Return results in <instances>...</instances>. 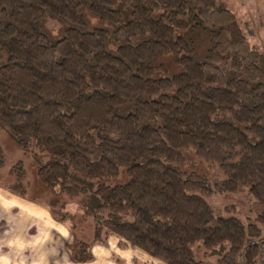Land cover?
Segmentation results:
<instances>
[{
	"label": "trees",
	"instance_id": "trees-1",
	"mask_svg": "<svg viewBox=\"0 0 264 264\" xmlns=\"http://www.w3.org/2000/svg\"><path fill=\"white\" fill-rule=\"evenodd\" d=\"M48 16L67 24L58 38ZM251 35L223 0H0V129L41 157L51 194L78 198L94 241L115 235L163 264H207L199 250L251 263L264 238V50ZM5 155L0 144L1 168ZM190 155L221 176L189 170ZM11 173L25 197L22 160ZM243 189L252 218L216 215L214 193ZM66 246L93 258L91 242Z\"/></svg>",
	"mask_w": 264,
	"mask_h": 264
},
{
	"label": "rangeland",
	"instance_id": "rangeland-1",
	"mask_svg": "<svg viewBox=\"0 0 264 264\" xmlns=\"http://www.w3.org/2000/svg\"><path fill=\"white\" fill-rule=\"evenodd\" d=\"M223 1L236 14L243 28H246L252 34L250 37L251 44L264 50V0ZM86 17L89 27H111L109 24L101 22L90 13H88ZM66 27L67 24L65 22L51 16L46 17L43 22V29L54 39L61 36ZM161 60L165 61L169 72L172 73L176 71V67L173 65L169 56L163 57ZM0 144L6 154V166L4 168L0 167V187L8 189L6 187L13 184L17 186V182L14 181V177L12 176L11 168H13L17 161L22 160L26 175L25 179L21 181L22 188L20 187V189L25 191L24 198L47 205L52 212H58L60 217L66 216V221L62 222L57 219L59 216H56L53 212L54 217H57L56 219L58 221L70 227L73 234L70 242L82 240L88 242L92 241L95 234V221L93 218H86L83 215L78 198L69 199L65 195L56 197L38 180V161L41 157L38 154H34L32 151H23L5 129H0ZM187 168L189 170L194 169L199 173L206 175L211 180H215L217 177L221 176L213 165L204 163L193 155H190V161ZM123 180V175H120L115 179L107 181L111 184H115L117 182H122ZM209 201L213 206L216 215L220 217L235 216L245 220L246 217L252 218L255 214V210L253 209V198L245 189L238 193H214L209 198ZM198 256L202 257L207 264H215L218 258V255L209 254L206 257H203V250L198 251Z\"/></svg>",
	"mask_w": 264,
	"mask_h": 264
},
{
	"label": "crops",
	"instance_id": "crops-1",
	"mask_svg": "<svg viewBox=\"0 0 264 264\" xmlns=\"http://www.w3.org/2000/svg\"><path fill=\"white\" fill-rule=\"evenodd\" d=\"M72 235L47 205L0 187V264H163L140 248L120 247L114 235L90 241L92 260L76 262L66 246Z\"/></svg>",
	"mask_w": 264,
	"mask_h": 264
},
{
	"label": "built area",
	"instance_id": "built-area-1",
	"mask_svg": "<svg viewBox=\"0 0 264 264\" xmlns=\"http://www.w3.org/2000/svg\"><path fill=\"white\" fill-rule=\"evenodd\" d=\"M247 264H264V238L258 242V251L255 259Z\"/></svg>",
	"mask_w": 264,
	"mask_h": 264
}]
</instances>
